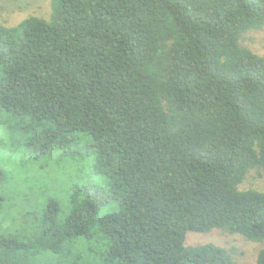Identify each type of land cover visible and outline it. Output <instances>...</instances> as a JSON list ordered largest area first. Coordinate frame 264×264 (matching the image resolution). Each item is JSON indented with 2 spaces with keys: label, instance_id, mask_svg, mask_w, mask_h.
Returning a JSON list of instances; mask_svg holds the SVG:
<instances>
[{
  "label": "trees",
  "instance_id": "obj_1",
  "mask_svg": "<svg viewBox=\"0 0 264 264\" xmlns=\"http://www.w3.org/2000/svg\"><path fill=\"white\" fill-rule=\"evenodd\" d=\"M51 5L49 20L0 23V148L92 158L104 183L43 190L28 227L0 192V264H236L188 235L264 242V192L240 189L264 171V57L241 44L264 0Z\"/></svg>",
  "mask_w": 264,
  "mask_h": 264
},
{
  "label": "rangeland",
  "instance_id": "obj_2",
  "mask_svg": "<svg viewBox=\"0 0 264 264\" xmlns=\"http://www.w3.org/2000/svg\"><path fill=\"white\" fill-rule=\"evenodd\" d=\"M51 3L52 0H0V23L8 27H16L31 17L49 20L52 13ZM241 44L255 54L264 57V28L244 35ZM1 137H6L4 132L0 134ZM9 143H7L8 147H10ZM83 144L86 145L84 142ZM11 147L12 153L10 150L4 152L0 148V168L10 167L13 170L11 176L4 177L6 182L0 187V192L10 195L6 209L15 215V225L28 227L29 221L35 219L33 216L38 213L41 206L43 190L50 193L55 192L58 187L60 191H64L63 196H65L66 183L71 176H73V181L79 180L82 184L100 186L104 183L102 177L92 178L89 175V167L93 163L92 158L81 165L73 158L62 157L56 152L55 155L48 156V160L44 159L39 164H35L33 157L23 158L25 153L22 150L13 149L15 147L13 145ZM26 170L27 174H23L22 172ZM77 176H80V179H75ZM33 180H38V182ZM24 186L29 187L28 190ZM240 189L264 192V171L262 169L249 171ZM3 225L8 227V221L3 220ZM206 243H213L230 251L236 264H256L259 253L264 250V242L252 243L240 235L230 234L223 230H215L209 234L191 233L187 237L189 246Z\"/></svg>",
  "mask_w": 264,
  "mask_h": 264
}]
</instances>
